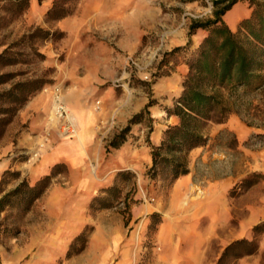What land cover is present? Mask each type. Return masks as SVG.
Wrapping results in <instances>:
<instances>
[{
	"label": "rangeland",
	"instance_id": "rangeland-1",
	"mask_svg": "<svg viewBox=\"0 0 264 264\" xmlns=\"http://www.w3.org/2000/svg\"><path fill=\"white\" fill-rule=\"evenodd\" d=\"M54 1L30 0L18 17L7 15L0 4V54L7 52L11 60L0 63L6 80L0 83L5 109L0 114V196L22 181L33 186L54 173L29 210L10 206L0 214V264H219L225 248L241 239L254 241L257 252L226 256L220 264H264V232L253 230L264 223V87L231 100L228 126L197 147L203 158L190 153L197 148L184 155L187 175L172 179L166 166L157 167L156 174L152 170L154 126L173 108L174 95L182 93L186 63L207 35L201 29L191 33L190 25L212 19L214 0H73L62 3L68 16L50 20L47 12ZM237 4L228 22L237 14L249 17L248 0ZM80 10L86 17L82 26L73 22ZM62 20L65 28L78 26L79 32L58 28ZM37 29L41 32L32 37ZM84 55L102 57L95 66L106 71L103 79L81 78L89 67ZM39 79L45 85L22 105L2 96ZM39 95L49 107L44 115L30 108ZM56 96L74 117L75 136L61 133L53 113ZM69 99L98 117L100 146L73 171L61 162L42 173L38 163L57 141L79 143L82 138L84 129ZM148 104L149 114L130 126L121 147L107 150ZM119 171H130L134 178L116 181ZM226 173L233 183L222 194L212 180ZM245 180L253 184L245 188ZM116 182L121 193L109 198L110 206L92 207L95 197L105 196L101 190ZM214 202L227 203V212L219 213L228 221L216 237L204 241L200 233L210 226ZM81 234L85 241H75Z\"/></svg>",
	"mask_w": 264,
	"mask_h": 264
},
{
	"label": "trees",
	"instance_id": "trees-1",
	"mask_svg": "<svg viewBox=\"0 0 264 264\" xmlns=\"http://www.w3.org/2000/svg\"><path fill=\"white\" fill-rule=\"evenodd\" d=\"M41 1V0H38ZM64 1V2H61ZM73 0H55L47 12L50 20H60L70 14L62 3ZM240 0H214L212 19L206 21H193L190 25L191 33L201 29L207 32L199 45L196 56L187 61L188 74L182 84L183 91L176 98L172 109L167 108V116L179 118L177 125L168 126L162 133L159 145L152 146L151 156L153 174L159 166H166L172 179H177L189 173L185 156L189 151L208 144L210 138L205 133L209 122L224 124L233 112L230 102L234 97L254 93L264 87V0H248L251 13L238 24L237 30L232 31L223 20L224 15ZM1 9L10 16L18 17L29 8L30 0H0ZM37 29L32 37H35ZM44 34H48L45 32ZM0 63H11L7 52L0 54ZM5 75H0V83ZM43 79L18 84L15 90L2 96L12 98L22 105L34 93L40 91L45 85ZM16 91L21 95H14ZM13 101V102H14ZM146 108L135 115L128 127L123 129L108 144L107 150L118 149L125 140L132 124H140L144 114H149ZM16 109L12 110L14 113ZM5 109L0 107V114ZM150 130L153 126L150 125ZM54 173L43 177L35 185L30 186L22 181L14 190L0 196V214L10 206H22L29 210L34 201L40 198L51 184ZM134 174L130 171H119L116 181L130 180ZM253 183L248 180L242 185L250 187ZM1 192V190H0ZM103 197H95L91 206L109 207L107 203L114 194H120L117 182L114 186L101 190ZM254 232H264V223L254 227ZM75 241H85L83 234ZM258 250L254 241L241 239L228 245L219 261L226 256L235 258L251 255Z\"/></svg>",
	"mask_w": 264,
	"mask_h": 264
},
{
	"label": "crops",
	"instance_id": "crops-1",
	"mask_svg": "<svg viewBox=\"0 0 264 264\" xmlns=\"http://www.w3.org/2000/svg\"><path fill=\"white\" fill-rule=\"evenodd\" d=\"M237 6L238 4H235L223 17V18H226V24L229 26V28L232 31H236L239 22L247 17L246 15L240 16L239 14H237L236 17L231 19L229 22L227 21V17L229 16L231 12H233L237 8ZM75 18H76V21L73 19V22L77 25L82 26L86 22L84 10H80L78 17L76 16ZM64 23H65L64 20L59 21L58 28H60L61 30H65L69 33L70 31H73L74 33L79 32L80 29L78 26L77 27L69 26V28H65ZM98 58L100 60L99 59L97 60L96 56L90 55L87 57L84 55V64H87L88 62L89 67L86 68V70L83 72V75L81 77L83 80H101L104 78V74L107 75L106 71L103 70L100 66L99 67L95 66L96 64H98L99 61L101 62L102 57L99 56ZM185 68L186 66L184 65V68H182V71H185ZM178 70L179 68L171 72L172 77L177 75ZM166 77L169 78L171 76L168 75ZM77 93L79 96H82L81 93H79V91H77ZM180 95H181V92L174 95V97L177 98ZM76 101H77L76 99L74 100L69 99L68 104H70V106L73 108L77 118L79 119V122L81 123L82 128L84 129L83 130L84 132L82 133V138L79 141V143L74 140L68 141V142L57 141L55 146L50 151H48L46 154H44L38 163L39 169L43 170L42 173H48L50 168H52L55 164L61 163V162L67 163L69 165L70 171H73L75 168H78L81 166V163L85 161L84 158L88 157L87 152H89V154H92L94 151H98V148L101 143L100 139H97L98 137L96 136L97 127H98L96 120H98L97 119L98 117L91 110L83 113L80 109V103L79 102L77 103ZM30 108H32L33 111L37 110L42 115L46 114L49 110V107H47V105L44 102L43 95H39L36 98H34L32 102L30 103ZM124 114H125L124 116L130 115L129 113H124ZM161 116H162L161 117L162 119L157 124H155L154 131L151 134V136L154 135V137L151 138L153 145L159 144L161 140V133H162L161 128L162 127L168 128V126L177 125L179 123L178 117L167 116L166 113ZM163 116L165 118H163ZM121 119L122 117H119V120ZM227 124L228 123H224V124L211 123L208 126L206 135L210 137H216L225 127L228 126ZM157 126L161 127L158 131H157ZM81 147L85 149L86 153H83L80 150ZM190 153L194 154L197 157H200V159L203 158L202 148L194 149ZM15 168L18 170H23L22 169L23 167L22 168L15 167ZM24 170H27V169H24ZM232 178L233 177L227 173L214 177V179L212 180L214 182V184H212L213 188L216 189L218 192L224 194L228 190L229 186L233 183ZM227 206L228 205L225 202L224 203L222 202L220 204L218 202L213 203L212 209H211V212L208 218V222L210 223V226L205 232L200 233L201 240L205 241V240L212 239L217 236L220 225L225 224L228 221V219H225V220L221 219L219 209H222V210L226 209V212H227V209H228Z\"/></svg>",
	"mask_w": 264,
	"mask_h": 264
},
{
	"label": "built area",
	"instance_id": "built-area-1",
	"mask_svg": "<svg viewBox=\"0 0 264 264\" xmlns=\"http://www.w3.org/2000/svg\"><path fill=\"white\" fill-rule=\"evenodd\" d=\"M53 113L59 120L61 133L68 137L75 136L77 133V125L74 117L58 96L55 97L53 102Z\"/></svg>",
	"mask_w": 264,
	"mask_h": 264
}]
</instances>
